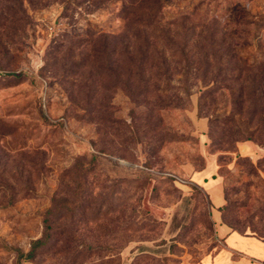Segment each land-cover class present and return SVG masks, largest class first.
<instances>
[{
  "label": "rangeland",
  "instance_id": "1",
  "mask_svg": "<svg viewBox=\"0 0 264 264\" xmlns=\"http://www.w3.org/2000/svg\"><path fill=\"white\" fill-rule=\"evenodd\" d=\"M218 225L264 238V0H0V264H230Z\"/></svg>",
  "mask_w": 264,
  "mask_h": 264
},
{
  "label": "crops",
  "instance_id": "2",
  "mask_svg": "<svg viewBox=\"0 0 264 264\" xmlns=\"http://www.w3.org/2000/svg\"><path fill=\"white\" fill-rule=\"evenodd\" d=\"M211 196L215 199L216 206H218L221 200L220 190L216 188L212 189ZM218 230L221 237L225 238V242L230 248L229 250L232 253L238 254L241 259L231 261L233 254L227 253L229 256H219L215 258L217 261L228 258L230 264H262L264 262V238L259 240L252 237H242L236 233L229 232L223 225H218ZM239 240L243 241L247 246H250L249 251H238L230 244V242H237Z\"/></svg>",
  "mask_w": 264,
  "mask_h": 264
},
{
  "label": "trees",
  "instance_id": "3",
  "mask_svg": "<svg viewBox=\"0 0 264 264\" xmlns=\"http://www.w3.org/2000/svg\"><path fill=\"white\" fill-rule=\"evenodd\" d=\"M40 244V241L37 240V241H34L32 243V247H31V252L29 253V255H31L32 251ZM28 257V256H27Z\"/></svg>",
  "mask_w": 264,
  "mask_h": 264
}]
</instances>
